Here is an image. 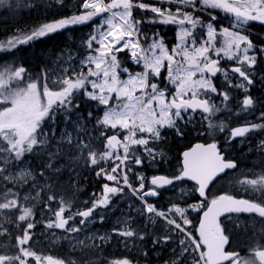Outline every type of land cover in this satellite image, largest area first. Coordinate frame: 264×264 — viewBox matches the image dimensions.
Listing matches in <instances>:
<instances>
[{
  "label": "snow or ice",
  "instance_id": "snow-or-ice-1",
  "mask_svg": "<svg viewBox=\"0 0 264 264\" xmlns=\"http://www.w3.org/2000/svg\"><path fill=\"white\" fill-rule=\"evenodd\" d=\"M0 16V264H264V0Z\"/></svg>",
  "mask_w": 264,
  "mask_h": 264
},
{
  "label": "trees",
  "instance_id": "trees-1",
  "mask_svg": "<svg viewBox=\"0 0 264 264\" xmlns=\"http://www.w3.org/2000/svg\"><path fill=\"white\" fill-rule=\"evenodd\" d=\"M4 19L3 17L0 16V20ZM5 28L0 26V39L5 38ZM161 31L163 32H167V29L162 28ZM256 31H258V29H254L253 32L255 33ZM77 35H79V33H77ZM169 37H171V33H168ZM60 42V38H58L57 40H53V41H45L43 44L39 45V47L43 48V47H50L52 45H55L57 43ZM89 191L91 190V188L88 189ZM50 250V249H48ZM48 250H45L46 252H48ZM53 250V251H52ZM52 255L56 256V255H63L64 253L59 249V246H54L51 249Z\"/></svg>",
  "mask_w": 264,
  "mask_h": 264
},
{
  "label": "bare ground",
  "instance_id": "bare-ground-1",
  "mask_svg": "<svg viewBox=\"0 0 264 264\" xmlns=\"http://www.w3.org/2000/svg\"><path fill=\"white\" fill-rule=\"evenodd\" d=\"M2 17V16H1ZM45 244H47V242L45 241ZM49 249V246L45 248V250H48Z\"/></svg>",
  "mask_w": 264,
  "mask_h": 264
},
{
  "label": "rangeland",
  "instance_id": "rangeland-1",
  "mask_svg": "<svg viewBox=\"0 0 264 264\" xmlns=\"http://www.w3.org/2000/svg\"><path fill=\"white\" fill-rule=\"evenodd\" d=\"M53 246H55V245H53ZM53 246H49V249L52 248Z\"/></svg>",
  "mask_w": 264,
  "mask_h": 264
}]
</instances>
